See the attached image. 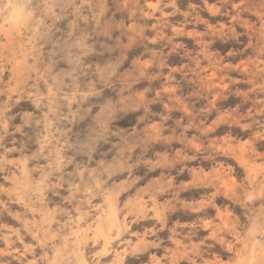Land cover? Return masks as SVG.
Wrapping results in <instances>:
<instances>
[{
  "label": "clouds",
  "instance_id": "9594fccd",
  "mask_svg": "<svg viewBox=\"0 0 264 264\" xmlns=\"http://www.w3.org/2000/svg\"><path fill=\"white\" fill-rule=\"evenodd\" d=\"M0 264H264V0H0Z\"/></svg>",
  "mask_w": 264,
  "mask_h": 264
}]
</instances>
